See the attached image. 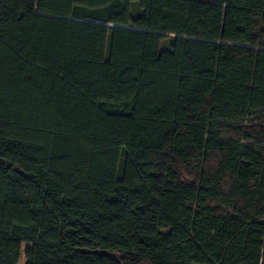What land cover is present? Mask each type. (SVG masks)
I'll use <instances>...</instances> for the list:
<instances>
[{
  "label": "trees",
  "instance_id": "obj_1",
  "mask_svg": "<svg viewBox=\"0 0 264 264\" xmlns=\"http://www.w3.org/2000/svg\"><path fill=\"white\" fill-rule=\"evenodd\" d=\"M264 264V0H0V264Z\"/></svg>",
  "mask_w": 264,
  "mask_h": 264
},
{
  "label": "rangeland",
  "instance_id": "obj_2",
  "mask_svg": "<svg viewBox=\"0 0 264 264\" xmlns=\"http://www.w3.org/2000/svg\"><path fill=\"white\" fill-rule=\"evenodd\" d=\"M28 246V244L27 243H23L22 244V254H21V257H20V259H19V261H18V263L17 264H24L25 263V259H24V250H25V248Z\"/></svg>",
  "mask_w": 264,
  "mask_h": 264
}]
</instances>
